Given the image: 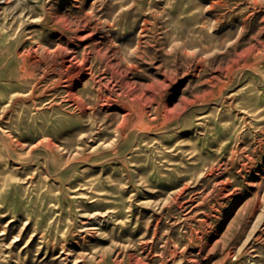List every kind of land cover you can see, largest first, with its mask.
<instances>
[{
  "label": "rangeland",
  "instance_id": "1",
  "mask_svg": "<svg viewBox=\"0 0 264 264\" xmlns=\"http://www.w3.org/2000/svg\"><path fill=\"white\" fill-rule=\"evenodd\" d=\"M0 264H264V0H0Z\"/></svg>",
  "mask_w": 264,
  "mask_h": 264
}]
</instances>
